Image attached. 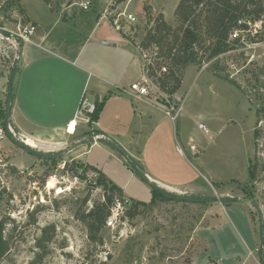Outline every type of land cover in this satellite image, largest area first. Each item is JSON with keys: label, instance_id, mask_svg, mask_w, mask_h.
<instances>
[{"label": "rangeland", "instance_id": "1", "mask_svg": "<svg viewBox=\"0 0 264 264\" xmlns=\"http://www.w3.org/2000/svg\"><path fill=\"white\" fill-rule=\"evenodd\" d=\"M47 1L0 3V27L16 31L18 23H32L36 26L31 35L34 42L45 27L51 32L49 40L63 41L61 54L69 57L55 56L59 50L47 42L30 45L21 77L22 61H15L12 47L10 58L0 57V110L7 107V86L13 75L17 92L13 113L22 122L47 120L60 112L48 102L53 105L66 88L76 95L83 85L79 78L104 74L108 61L120 62L119 71L129 59H140L143 55L136 47L153 24L149 18L163 16L171 27L179 26L175 14L179 0ZM118 7L137 17L135 37L122 33L136 47L126 42L105 49L96 40L87 41L82 24L103 15V24H110V13ZM209 41L198 48L203 50ZM77 52L80 57L75 60ZM148 53L149 59L142 57L144 64L150 60ZM139 71H132L120 84L127 86L132 79H140ZM105 75L110 77L109 72ZM156 85H150L154 104L144 105L150 115L135 121L133 108L140 113L143 104L132 98L129 102L105 99L101 122L115 140L101 136L95 123L90 124L85 133L90 152L81 158V142L60 149L31 147L20 141L10 117L8 121L1 118L9 132L5 137L18 151L12 161L8 148L0 145V219L5 221L9 242L0 264H262L264 43L241 47L218 64L207 59L189 64L182 72L177 98ZM159 103H165L172 114L178 113L176 119ZM200 123L208 130L200 128ZM111 141L129 151L121 154ZM89 164L123 191L125 203L131 199L147 203L114 205L100 233L102 243L89 239L87 226L78 218L106 194L93 169L75 175L77 165ZM157 180L185 186L188 191L158 184L163 192L151 201V182ZM221 198H228V203Z\"/></svg>", "mask_w": 264, "mask_h": 264}, {"label": "trees", "instance_id": "2", "mask_svg": "<svg viewBox=\"0 0 264 264\" xmlns=\"http://www.w3.org/2000/svg\"><path fill=\"white\" fill-rule=\"evenodd\" d=\"M175 14L179 22L176 28L167 24L163 16L154 20L149 18L153 24L140 43L142 49L151 52L149 62L144 64L147 77L162 91L171 95L180 88L182 72L189 64L202 62L205 59L216 60L218 64L224 56L235 53L246 45V42H242L243 37L244 41H248L249 44L264 42V0H179ZM236 30L241 33L239 37L232 38ZM245 32L248 33L247 36ZM207 38L210 39L208 46H203V50L198 48L202 43H206ZM163 67H166V71H163ZM14 99L15 90L13 75H11L7 86V107L4 112L0 110V120L2 118L8 121ZM103 104L104 101L96 102L94 121L98 120ZM4 131L5 134H9L6 122ZM110 143L125 155V149L121 145L112 141ZM136 166L142 172L140 166ZM88 169H93L100 175L99 185L104 186L106 194L103 200L95 201L91 208L81 211L78 218L87 226L89 239L94 243H102L100 233L112 213V207L119 203L126 206V203L122 197L123 191L109 184L106 176L96 167L77 165L74 173L78 175L80 170L86 172ZM253 174L254 171L249 166V177ZM151 184V201H155L163 192V188L155 182ZM117 194L119 196L116 198ZM201 198L203 197L198 196V199ZM208 199L218 200L215 196H210ZM221 200L223 203L229 201L228 198H221ZM132 205L140 207L147 203L131 199L130 206ZM4 227L5 221L0 219V261L9 251V242L4 235ZM47 229V227L43 229L42 237L38 240L39 244L46 236ZM261 230L264 234V223H261ZM261 263L264 264L263 259Z\"/></svg>", "mask_w": 264, "mask_h": 264}, {"label": "crops", "instance_id": "3", "mask_svg": "<svg viewBox=\"0 0 264 264\" xmlns=\"http://www.w3.org/2000/svg\"><path fill=\"white\" fill-rule=\"evenodd\" d=\"M107 10V9H106ZM104 14V13H103ZM30 16V15H29ZM106 15H103V17L95 16V20H88L86 23L82 24L83 28L86 31V40H96L102 47L105 49H114L118 48L122 43V45H126L124 43L128 42L132 45H134L130 39L127 37L123 36L121 32H118L115 30L113 25L108 23L103 24V21H106L105 19ZM32 18V17H31ZM34 19V18H32ZM36 21H38L36 19ZM40 23V22H39ZM1 28V27H0ZM36 32V31H35ZM50 31H47V29L44 27L43 31H39L37 33V40L32 43H22L21 44V50H22V55H21V61H22V68H21V73L20 77L22 76L24 72V57L26 56V53L29 49H31L30 45H42L43 43H48L49 45H52L55 47L57 50H59L58 55L60 58H69L65 57L63 54H61V50L65 49V44L63 41H56L54 39H50ZM135 46V45H134ZM136 47V46H135ZM138 49V47H136ZM139 51V49H138ZM140 52V51H139ZM57 54V53H55ZM80 57V53L77 52L75 54V57H73L75 60H77ZM70 60V59H69ZM75 60L72 61V64H75ZM113 60L108 61L105 66V72L106 74L109 72L110 77L102 73L99 74H94L91 76H87L85 80L80 77V81H82L83 85L82 87L78 90L77 94L73 96L70 95V91L66 88V90L63 91V93H60V97L57 99L55 103H53L49 98V104L48 105L50 108L56 109L59 108L58 110H61L60 112H56L54 116L49 117L47 120H42V119H35V118H29L26 121L22 122L17 120L14 117L13 109H14V104L16 102V97H17V92L15 89V99L12 103L11 111H10V126L14 128L20 136H25V137H30L34 141H36L40 147H56V148H65L67 145L73 143V142H81L82 144L78 146V148L81 150V154L79 157H85L84 155H87L90 152V146H86L87 144L86 141L89 140V138L86 137V128L87 125L84 122L79 121L78 123V129L75 134H68L66 131L67 124L69 121H71L75 115V112L79 106V102L81 100L82 95L84 92H87L90 96V98L96 102H105V99H123V101L129 102L132 99H135L136 102H139L142 105L140 113L137 111V107L133 108L134 109V121L137 117H147L150 115L149 111L144 108V105L146 104H154L155 98L153 96H146L142 98H136L135 96L132 95L131 92V84L140 80L143 77H146V73L144 70V62L142 60V57L140 59H134L130 61V59L127 62V65H122V67L117 71L118 66L121 65L120 62H112ZM111 67L109 68V66ZM136 69L140 70L139 73L141 75L140 79H132V82L127 85H121L120 82L126 77L127 75L132 73V71H135ZM91 74V73H90ZM19 77V78H20ZM109 78V79H108ZM184 80V77H183ZM183 82V81H182ZM180 90V89H179ZM121 93H124L126 97H122ZM123 94V95H124ZM49 96V95H48ZM175 98L178 97V91L174 94ZM132 98V99H130ZM157 100V99H156ZM160 102V101H159ZM46 103V104H48ZM120 103V102H118ZM162 105L164 111L166 110V105L165 103H159ZM66 106V107H65ZM126 108V106H125ZM65 109L64 111H62ZM28 115V113L26 112ZM119 119V114L116 115L115 120L118 121ZM95 129L97 130V133H99L101 136H106L107 139L109 140L112 138L115 140L113 137H110V131L106 128V125L102 124L101 122V115L99 114V118L97 121H95ZM199 126V125H198ZM117 142V141H116ZM118 143V142H117ZM97 144V143H96ZM92 144L91 147L93 145ZM121 145L125 150H128L127 147L121 143H118ZM0 145L5 146L8 148L10 151V154L13 155L11 160L16 161V154L15 151H18L16 148L11 147L12 142L8 140L7 137L3 138L0 141ZM129 151V150H128ZM251 158V157H250ZM83 159V158H82ZM84 162V161H82ZM86 163V162H84ZM87 164V163H86ZM92 165V164H89ZM96 167L95 165H92ZM250 166V165H249ZM152 178V177H150ZM157 184L162 185L163 187H167V189L170 190H175V191H188L185 189V186H179L174 183H170L167 181V183H164L160 180L156 181ZM214 209V208H213ZM218 216H221L219 209H216Z\"/></svg>", "mask_w": 264, "mask_h": 264}, {"label": "built area", "instance_id": "4", "mask_svg": "<svg viewBox=\"0 0 264 264\" xmlns=\"http://www.w3.org/2000/svg\"><path fill=\"white\" fill-rule=\"evenodd\" d=\"M2 0H0L1 3ZM85 9H88V5H84ZM111 24L117 30L118 32L124 33L126 35H130L131 37H135L136 33V25H137V17L128 12V10L115 8L113 11H111ZM36 31V26L32 23L28 24H21L18 23L17 30L13 31L11 29H8L6 27L0 28V57L1 58H10V48L12 47L16 53V56H14L15 61L20 60L22 55L21 50V44L22 43H32L33 40L31 38V35H33ZM241 32L238 30L234 31L232 34V38L239 37ZM242 42H246L245 46L249 45H257V44H249L248 41H244V37L242 38ZM10 43L11 46H8L7 44ZM264 43V42H263ZM138 49L141 53V55L144 56V58L149 59V53L146 49H142L140 45H138ZM142 56V57H143ZM163 71H166V67H163ZM233 75H231V78ZM154 85L153 81L149 77H143L140 80L134 82L131 84V92L132 95L136 98H142L146 96H150V85ZM159 87L158 85H156ZM155 86V87H156ZM156 87V88H157ZM96 110V101L92 100L87 92H84V94L81 97V100L79 102V106L75 112V115L71 121L68 122L66 131L68 134H75L78 129V123L79 121L84 122L87 126H89L92 123H95L93 120V114ZM180 110V108H179ZM166 114L172 119L175 120L177 117V114H172L170 110H165ZM0 122V141L5 138V131L4 128L1 125ZM10 127V126H9ZM199 127L207 131V127L204 123H200ZM11 128V127H10ZM23 136V135H22ZM19 135L20 141L25 143L24 138ZM93 138H96V136H93ZM130 205V201H127ZM118 205H121L120 203Z\"/></svg>", "mask_w": 264, "mask_h": 264}, {"label": "bare ground", "instance_id": "5", "mask_svg": "<svg viewBox=\"0 0 264 264\" xmlns=\"http://www.w3.org/2000/svg\"><path fill=\"white\" fill-rule=\"evenodd\" d=\"M24 140L25 143L31 147H40V145L30 137H26Z\"/></svg>", "mask_w": 264, "mask_h": 264}, {"label": "water", "instance_id": "6", "mask_svg": "<svg viewBox=\"0 0 264 264\" xmlns=\"http://www.w3.org/2000/svg\"><path fill=\"white\" fill-rule=\"evenodd\" d=\"M24 139L26 138L25 136H22Z\"/></svg>", "mask_w": 264, "mask_h": 264}]
</instances>
